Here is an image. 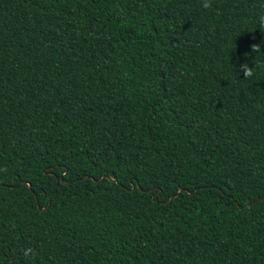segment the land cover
<instances>
[{"label": "trees", "instance_id": "16d2710c", "mask_svg": "<svg viewBox=\"0 0 264 264\" xmlns=\"http://www.w3.org/2000/svg\"><path fill=\"white\" fill-rule=\"evenodd\" d=\"M261 15L0 0V264H264Z\"/></svg>", "mask_w": 264, "mask_h": 264}, {"label": "clouds", "instance_id": "9594fccd", "mask_svg": "<svg viewBox=\"0 0 264 264\" xmlns=\"http://www.w3.org/2000/svg\"><path fill=\"white\" fill-rule=\"evenodd\" d=\"M203 6L205 8L210 7V3L205 2L203 4ZM261 19L264 20V15H261ZM261 26L264 27V23H261ZM261 44H264V41H262ZM261 44H252V45H250L251 51L253 53L264 54V52L261 51ZM244 55H245V58H247L249 53H245ZM255 67H258V66L249 67V65L247 63V60H246L245 63L239 65L238 70H239L240 73L241 72L243 73V76H244L245 79H248V78L253 77L254 71H255Z\"/></svg>", "mask_w": 264, "mask_h": 264}, {"label": "water", "instance_id": "95a60500", "mask_svg": "<svg viewBox=\"0 0 264 264\" xmlns=\"http://www.w3.org/2000/svg\"><path fill=\"white\" fill-rule=\"evenodd\" d=\"M182 191V190H181ZM259 200H255V201H251V202H249L248 204H247V206H251L252 204H255V203H257Z\"/></svg>", "mask_w": 264, "mask_h": 264}]
</instances>
